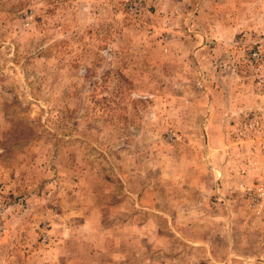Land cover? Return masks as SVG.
<instances>
[{
  "label": "rangeland",
  "instance_id": "1",
  "mask_svg": "<svg viewBox=\"0 0 264 264\" xmlns=\"http://www.w3.org/2000/svg\"><path fill=\"white\" fill-rule=\"evenodd\" d=\"M264 0H0V264H264Z\"/></svg>",
  "mask_w": 264,
  "mask_h": 264
},
{
  "label": "built area",
  "instance_id": "2",
  "mask_svg": "<svg viewBox=\"0 0 264 264\" xmlns=\"http://www.w3.org/2000/svg\"><path fill=\"white\" fill-rule=\"evenodd\" d=\"M248 205L258 216L264 217V177L256 185L246 187Z\"/></svg>",
  "mask_w": 264,
  "mask_h": 264
}]
</instances>
